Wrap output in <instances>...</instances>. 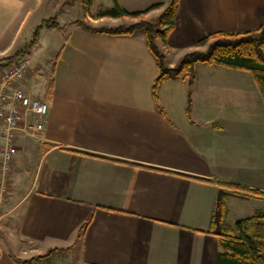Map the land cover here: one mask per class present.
Listing matches in <instances>:
<instances>
[{
	"label": "crops",
	"instance_id": "1",
	"mask_svg": "<svg viewBox=\"0 0 264 264\" xmlns=\"http://www.w3.org/2000/svg\"><path fill=\"white\" fill-rule=\"evenodd\" d=\"M118 2L128 13L147 11L141 18L150 22L169 0ZM91 4L86 11L68 0H0V59L25 48L44 21L58 25L41 29L27 50L35 79L26 87L45 79L39 69L46 74L55 53L50 93L31 90L49 109L31 175L18 177L13 164L18 181L0 207V264L49 252L27 264H216L231 202L264 201L207 183L264 192L257 87L247 72L197 64L190 86L166 79L154 103L158 70L143 31L114 37L73 25L111 29L140 18L102 16L112 6L93 13ZM75 5L83 7L78 16ZM263 24L264 0H179L174 29L156 43L174 68L185 54L206 51L198 42L209 36Z\"/></svg>",
	"mask_w": 264,
	"mask_h": 264
},
{
	"label": "trees",
	"instance_id": "2",
	"mask_svg": "<svg viewBox=\"0 0 264 264\" xmlns=\"http://www.w3.org/2000/svg\"><path fill=\"white\" fill-rule=\"evenodd\" d=\"M92 0H68V5L82 2L87 11ZM179 0H169L163 12L154 23L144 21L141 16L147 11L140 13H128L122 9L118 0H112V8L100 12V15L113 18H140L136 23L129 26L116 28L95 29L85 25L83 22H74L73 25L83 31L97 34H104L114 37H131L137 31H143L145 44L148 51L154 57L158 75L152 83L151 96L154 103H157L158 88L166 79L188 78L190 86L194 79V68L197 64H204L225 69L247 72L251 75L261 100L264 105V24L254 31L235 34H215L198 42V46L208 45L206 51H192L183 56L181 61L174 67L168 68L165 63V55L158 47L157 41L165 42L168 35L175 26V15ZM152 6L149 10L156 8ZM148 10V11H149ZM55 19L44 21L35 28L31 41L12 56L0 59V68L4 63L26 54L27 50L36 44L40 30L55 29L58 25ZM50 93V91H48ZM191 100L188 96L187 110ZM203 182V181H202ZM206 182V181H204ZM220 187H227L236 192H241L256 198L264 199V192L249 190L239 186H230L219 182H209ZM225 217L224 202H221L220 223L223 224ZM91 223L89 218L79 229V236H82ZM78 236V238H79ZM221 251L217 255L216 264H264V212L258 213L249 218L237 220L233 226L222 225L219 237ZM71 248L59 250L62 253L70 251ZM51 252L44 256H38L32 260L46 259ZM26 264V261H18Z\"/></svg>",
	"mask_w": 264,
	"mask_h": 264
},
{
	"label": "built area",
	"instance_id": "3",
	"mask_svg": "<svg viewBox=\"0 0 264 264\" xmlns=\"http://www.w3.org/2000/svg\"><path fill=\"white\" fill-rule=\"evenodd\" d=\"M31 58L22 54L0 68V205L7 198L9 174L22 136H40L48 103L34 98L26 87Z\"/></svg>",
	"mask_w": 264,
	"mask_h": 264
},
{
	"label": "rangeland",
	"instance_id": "4",
	"mask_svg": "<svg viewBox=\"0 0 264 264\" xmlns=\"http://www.w3.org/2000/svg\"><path fill=\"white\" fill-rule=\"evenodd\" d=\"M111 6H112V0H92L91 12L98 13L99 11L105 10ZM72 10H73L72 14L75 16L76 15L78 16V13L81 14L83 12V7H81V5H79V6L75 5ZM155 21H156V19H153L150 21V23H154ZM123 23H124V25H128L130 22L124 21ZM47 58L50 59V62L48 65L46 64L47 66H44L46 69V74H45V71L43 69H39L41 72L40 77L45 76V79L44 78L42 80L36 79L35 82L34 81L29 82L27 87H29L28 89H29L30 93H31V90H35L36 92L40 93L42 90L45 89V87H46L47 91L49 90V84H50L49 82H50V78H51L50 66L55 59V53H49ZM33 59H34L35 63L38 62V60H39V57L37 56L36 51L33 53ZM31 77H33L32 80L35 79V73L33 72L32 69H31V73L29 74L27 80H29ZM31 95L34 98L40 99L38 96H36V95L34 96L33 93H31ZM260 104H263L261 99H260ZM249 113L251 114L252 117H256L260 113V108L257 106H256V109L250 108ZM39 138H40V136L38 135L35 137L22 136V138L19 139V141H18V146H19L18 154L16 156V160L14 163V169H16L17 172H19V174L17 175L18 177L25 176L26 173H28V176L31 175L32 169L34 168V166L37 162V159L39 157V153H40L41 145H40V139ZM13 172H14V170H11V172L9 174L7 195L9 193L10 189H12V186L17 179V176ZM17 181H18V179H17ZM3 204H1L0 207ZM261 212H264V201L254 200V201H250V202H244V201H242V202H231L230 212H229V213H231V215L229 216L227 223L229 226H233L237 220L249 218V217L257 215L258 213H261ZM33 258H36V257H33ZM33 258H28L26 260L17 259V261H26L27 263L37 261V260H32ZM50 262H52V261H49V264H58L57 261L56 262L54 261L53 263H50ZM61 264H64V263H61Z\"/></svg>",
	"mask_w": 264,
	"mask_h": 264
}]
</instances>
